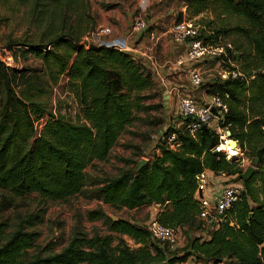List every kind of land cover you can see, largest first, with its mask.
Masks as SVG:
<instances>
[{
	"label": "trees",
	"instance_id": "1",
	"mask_svg": "<svg viewBox=\"0 0 264 264\" xmlns=\"http://www.w3.org/2000/svg\"><path fill=\"white\" fill-rule=\"evenodd\" d=\"M186 1L192 16L208 10L230 14L254 30L250 35L252 50L261 66L255 69L251 84L229 78L206 87L207 92L218 93L227 102L228 111L220 125L243 148L244 142L264 135V110L246 105V93L254 81L258 82L252 99L264 97V0ZM32 3L34 9L42 5L43 11H48L49 26L60 18L72 17L74 5L82 8L78 0ZM89 29L82 25L51 27L43 43L28 47L29 53L41 59L45 83L56 84L63 79L78 99L80 111L73 119L36 100L44 92L36 74L9 68L0 61V190L8 193L4 199L11 204L15 197L36 194L64 201L80 194L87 185H96L91 197L115 208L160 206L157 220L185 228L187 247L176 255L158 243L146 225L107 218L108 230L119 235L116 243L110 234L86 237L75 233L59 252L27 258V249L39 237L37 231L27 230L40 222V215L34 214L19 217L9 233L5 221H0V264H181L190 256L212 264H264V199L254 207L245 199L233 202L218 223L198 218L196 175L205 169L230 176L242 172L237 162H231L236 157L224 151L228 160L223 151L216 150L221 140L209 127L200 128L194 136L184 127L178 128L179 150L159 145V153L137 171L135 162L115 176L88 181L86 168L95 161H105L132 123L134 112L147 109L141 103V92L153 83V73L142 58L113 47L87 46L83 34ZM253 154L258 163L264 162V141L253 148ZM252 176L243 180L249 190ZM100 217L102 212L89 213L90 219ZM207 227L206 238L191 237L194 228ZM122 236L137 246H129Z\"/></svg>",
	"mask_w": 264,
	"mask_h": 264
},
{
	"label": "rangeland",
	"instance_id": "2",
	"mask_svg": "<svg viewBox=\"0 0 264 264\" xmlns=\"http://www.w3.org/2000/svg\"><path fill=\"white\" fill-rule=\"evenodd\" d=\"M78 2L82 4V8H79L78 4L74 5L72 17H68L65 20L60 18L53 21L52 26H49L48 11H43L42 5L34 9L32 0L23 3L17 0H0V46L5 47L13 58L15 67H12V69L25 71L28 74H36L39 77L40 81L38 80L37 83L44 85V92L37 95L36 100L46 105L56 114L61 113L73 119L80 111V105L77 102L78 99L63 79L56 84L45 83L47 78L43 72L41 59L28 52L30 45H40L50 36H45V33L50 32L51 27L55 30L63 25H82V28L88 26L90 29L83 34V39L85 40V37L90 32L96 33L100 28H109L111 35L115 31H125L132 27L137 17H142L146 21V27L142 31L144 35L141 34L140 40L143 36H148V30L151 28H154L156 32L165 31L174 21L188 19L198 24L201 32L210 37L207 41L216 42L220 39L222 42H230L233 46L234 60L237 61V66L242 71L250 72L256 68L259 69V66H261L259 56L252 50L250 35H252L251 33L254 30L237 16L212 13L209 10L192 16V11L187 8L186 0H78ZM147 46L149 49L143 50L146 57L139 50L128 49L139 53L142 58L145 57L144 63L151 68L153 73L151 88L141 92V95L144 96L141 103L147 109L134 112L132 123L120 135L105 161H95L86 168L89 182L115 176L121 169L132 167L135 162L138 164L141 159H144L146 163L148 161L146 156L152 151L154 146L153 136L166 129L167 126H181L179 119L176 118L177 105L175 101L169 102V96L166 94L163 83L160 80L162 73L159 70V66L165 63L166 67L167 61L172 58L162 53L158 43L153 47L152 44H147ZM178 50V53H181L183 47H179ZM228 54L230 57L231 52H228ZM198 65L204 70L201 85L192 87L188 77L182 80L175 79L172 82L178 83V86L182 84L181 90L190 92L196 101L205 102L203 99L212 94L211 91L207 92L208 84L221 80L217 71L230 66L229 64H224L220 59H211ZM179 70L181 74H186L185 67L181 66L168 69L170 74L165 77L176 75L174 72ZM257 82L254 81L253 87L246 93V105L249 108H253V110H264V97L256 95L252 99L256 92ZM247 84L250 85L251 82L248 80ZM232 139L235 140L231 135L224 133V140H222L220 148L223 152H227L225 145L237 142L235 147V149L237 148V152L235 151L236 155H231L236 158L231 162H237L242 172L248 166L254 167L250 186L251 191L244 186L243 180L236 179V175L230 176L225 173L224 175L214 174L210 178L209 186L216 188L218 185L219 188L220 180L232 182L239 188L237 200L245 199L250 207H254L259 201L264 199V162H255L253 148L257 149L261 145L264 141V135H258L251 143L244 142L243 148L237 140L233 142ZM225 155L229 160V156L226 153ZM128 160L131 162L127 163L126 161ZM95 186L87 185L80 194L64 201L45 199L36 194H29L13 198L11 204H8L6 199H4L8 193L0 190V221H5L8 226L6 232L9 233L15 229L19 217L34 214L40 215V222L27 228V230H35L39 233V237L35 240L32 247L26 251V257L32 258L37 253L46 256L59 252L75 233L83 234L86 237L110 234L114 238V243H116L119 235L108 230L107 218L109 220L123 218L145 225L151 217L157 215L161 208L160 206L156 209L149 208L147 205L134 209L115 208L109 203L91 197ZM98 211L102 212V217L97 219L89 218L90 212ZM173 226L178 232L179 245L174 251H170L177 255V253L179 254L181 250L187 247L188 240L185 228L178 225ZM209 229V227L194 228L190 235L191 237L202 235L206 238L205 233ZM122 238L128 245H130L129 242L133 241L127 236H122ZM135 246H137L135 243L131 245V247ZM181 264L212 263L203 260L196 261L195 258L190 256Z\"/></svg>",
	"mask_w": 264,
	"mask_h": 264
},
{
	"label": "built area",
	"instance_id": "3",
	"mask_svg": "<svg viewBox=\"0 0 264 264\" xmlns=\"http://www.w3.org/2000/svg\"><path fill=\"white\" fill-rule=\"evenodd\" d=\"M145 27L146 21L142 17H137L132 27L128 29L127 34L123 37L111 38V30L105 27L100 28L96 33L90 32L85 37L84 43L87 46L92 44L113 47L121 51L128 50L130 49L128 39L137 32L144 30ZM167 32L170 34L173 42L184 45L185 53L168 60L166 66L168 69H173L189 65L187 69L188 80L192 87L199 86L203 82L204 70L198 64L211 59H220L224 64H229L230 66L217 71L221 80L240 78L247 82L256 75V70L246 72L237 66V61L234 60L232 53L233 46L230 42H222L220 39L216 42L207 41L200 30V26L192 20L182 19L174 21L167 28ZM151 37L153 39V47L159 38L153 33ZM228 52H231L230 57ZM0 61L9 68L15 67L13 58L3 46H0ZM160 80L164 84L162 77H160ZM165 92L168 96L177 95L178 109L176 118L179 119L181 126L170 125L154 135V146L152 151L147 154L146 159L150 160L154 153H159V145H164L173 151L179 150L181 143L176 130L181 127H184L193 136L203 125L213 129L221 140L216 150L223 151L220 145L222 144V140H224L226 128L220 125V120L223 119L225 113L228 111V104L225 99L218 93H212L207 102L203 105H198L190 93L182 94L177 85H165ZM214 174L216 173L205 169L196 175L195 198L199 205L198 218L205 223L212 221L216 223L220 222L225 210L237 200L239 194V188L232 182L222 180L219 185V192L213 200L205 196L204 191L208 188L210 178ZM218 174L224 175V173ZM145 225L151 236L158 243L165 244L172 251L178 247L179 236L176 228L162 224L157 220L156 215L151 217ZM129 243V246H131L134 242Z\"/></svg>",
	"mask_w": 264,
	"mask_h": 264
},
{
	"label": "crops",
	"instance_id": "4",
	"mask_svg": "<svg viewBox=\"0 0 264 264\" xmlns=\"http://www.w3.org/2000/svg\"><path fill=\"white\" fill-rule=\"evenodd\" d=\"M127 31H128V29H126L125 31H121V32L120 31H115L114 34L111 35V38H113V37H115V38L123 37V36H125L127 34ZM142 31L137 32L134 37L132 36V37H130L128 39V45H129L130 49L133 48V50H139L140 52H143L145 54V51H143V50L148 48L147 44H149V45L153 44V39L151 37V34L153 33L159 38L157 43H158V45L160 44V48L162 49V53H165L170 58H174L175 56L183 55L185 53V47L183 45H181V44H177V43L173 42L172 39H171L170 34L167 32V29L165 31L163 30V31H160V32H156V30H154V28H151V29L148 30L149 31L148 32L149 33L148 36L147 37L143 36L139 40L141 34L143 33ZM142 35H144V34H142ZM179 47L180 48L183 47V50H182L181 53H178V51H179L178 48ZM145 57H146V54H145ZM145 57L142 58L143 62H145V60H146ZM159 67H160L159 70L162 73L161 77L164 79V84L165 85H176L177 84V86H178V83H175V82H172V81H174L175 79L182 80L183 78H185V77L187 78L188 77L187 69H188L189 65H185L184 66L186 74H181L180 70H179L177 72H174L176 75H171L170 77H167L168 79L165 76H168L170 74V72H168V69L166 68L167 66L165 67V63L163 65L159 66ZM164 84H163V86L165 88ZM181 86H182V84H181ZM181 86H179V88ZM180 90H181V88H180ZM181 92H182V94H185V92L186 93H190V92H187V90H185V92L181 90ZM208 99H209V97H205L203 100L205 102H207ZM168 100H169V102L175 101V103L177 105V95L169 96ZM205 102H200V101L197 100V104L198 105H203ZM177 109H178V106L176 107V113H177ZM220 182H221V180H220ZM218 192H219L218 185H217L216 188L215 187L212 188V187L208 186V188L204 191V195L213 200V198L215 197V195ZM148 206H149V208H154V209H156L158 207V205H155V204L148 205Z\"/></svg>",
	"mask_w": 264,
	"mask_h": 264
},
{
	"label": "water",
	"instance_id": "5",
	"mask_svg": "<svg viewBox=\"0 0 264 264\" xmlns=\"http://www.w3.org/2000/svg\"><path fill=\"white\" fill-rule=\"evenodd\" d=\"M124 53H127L129 55H132V56H135V57H138V58H142V56L137 53V52H134V51H131V50H123ZM202 128H206L205 125L202 126ZM227 135H231L230 131L227 130L226 131ZM231 140V139H230ZM233 142H236L235 140L232 139ZM237 143V142H236ZM255 162H257V160L255 159ZM145 163V160L144 159H141L139 162H138V166L136 168V171ZM254 173V167L253 166H248L246 168V170H244L243 172L239 173L236 178L237 179H241V180H245L246 178H249L252 176V174Z\"/></svg>",
	"mask_w": 264,
	"mask_h": 264
},
{
	"label": "bare ground",
	"instance_id": "6",
	"mask_svg": "<svg viewBox=\"0 0 264 264\" xmlns=\"http://www.w3.org/2000/svg\"><path fill=\"white\" fill-rule=\"evenodd\" d=\"M222 147H223V146H222ZM235 147H236V143H231V144H230V143H227V144L225 145V149H227V152H226V153H227L228 155H230V156H231V155H236V152H237L236 149H237V148L235 149ZM235 151H236V152H235Z\"/></svg>",
	"mask_w": 264,
	"mask_h": 264
}]
</instances>
